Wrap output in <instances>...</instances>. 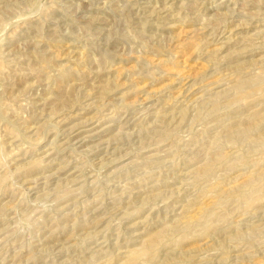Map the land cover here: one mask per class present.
<instances>
[{
  "label": "rangeland",
  "instance_id": "374dc122",
  "mask_svg": "<svg viewBox=\"0 0 264 264\" xmlns=\"http://www.w3.org/2000/svg\"><path fill=\"white\" fill-rule=\"evenodd\" d=\"M0 264H264V0H0Z\"/></svg>",
  "mask_w": 264,
  "mask_h": 264
}]
</instances>
